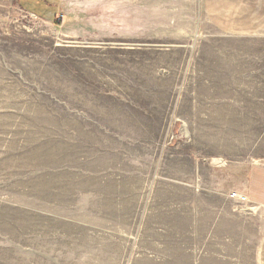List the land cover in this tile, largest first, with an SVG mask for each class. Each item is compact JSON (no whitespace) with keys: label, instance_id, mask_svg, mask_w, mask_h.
Masks as SVG:
<instances>
[{"label":"rangeland","instance_id":"obj_1","mask_svg":"<svg viewBox=\"0 0 264 264\" xmlns=\"http://www.w3.org/2000/svg\"><path fill=\"white\" fill-rule=\"evenodd\" d=\"M264 0H0V264H262Z\"/></svg>","mask_w":264,"mask_h":264},{"label":"crops","instance_id":"obj_2","mask_svg":"<svg viewBox=\"0 0 264 264\" xmlns=\"http://www.w3.org/2000/svg\"><path fill=\"white\" fill-rule=\"evenodd\" d=\"M261 258H262V264H264V244L262 246Z\"/></svg>","mask_w":264,"mask_h":264}]
</instances>
